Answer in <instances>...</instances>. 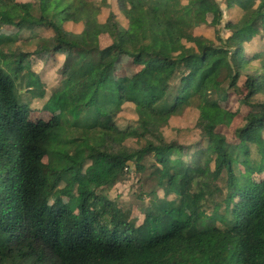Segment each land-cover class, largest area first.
Returning <instances> with one entry per match:
<instances>
[{
  "label": "trees",
  "instance_id": "1",
  "mask_svg": "<svg viewBox=\"0 0 264 264\" xmlns=\"http://www.w3.org/2000/svg\"><path fill=\"white\" fill-rule=\"evenodd\" d=\"M2 26L0 264H264V0H0ZM122 57L145 62L116 78ZM191 110L185 144L170 124Z\"/></svg>",
  "mask_w": 264,
  "mask_h": 264
},
{
  "label": "rangeland",
  "instance_id": "2",
  "mask_svg": "<svg viewBox=\"0 0 264 264\" xmlns=\"http://www.w3.org/2000/svg\"><path fill=\"white\" fill-rule=\"evenodd\" d=\"M19 2H35L36 0H18ZM222 0H220L221 3ZM225 14V20L228 18V15H226L227 13L224 11ZM224 24V23H223ZM65 30L68 33H74V34H80L82 32V25H73V24H66L64 26ZM200 31H196L197 35H212L213 31L211 29L208 28H202L199 29ZM17 32L16 28H12L9 26H5V27H1L0 28V35H14ZM225 36H230V32H227L224 34ZM110 42V38L107 35L102 36L101 38V45L104 47L106 45H108ZM257 44V42L255 43H251L249 47L253 48L255 47ZM196 47H198V49L201 48L202 46V41L197 40L196 41ZM145 62V60H134L128 57H122L119 62L118 65L116 66V69L114 71V76L116 78H120V77H132L134 76L136 73L139 72V70L142 68L143 63ZM35 69H38V67H35ZM44 69V73H43V80L44 83H46V85H48L49 90H51L54 87V80H55V76L56 74H58V66H53L51 67L50 65H46L43 67ZM245 77H241L239 79L238 82V92H232V94L230 95L229 98V104L228 107L233 111V113H235V119L234 122L231 126L230 129H224L223 131L225 132V134L227 135L228 139L230 141H232L234 139V131L236 129V127L241 124V121L243 120V118L246 117V115L248 114V109L244 106L241 105V100L243 99L244 95H246V88H245ZM256 100H264V94H258L255 96ZM34 109L32 110L31 114H30V120L33 122H50L51 119L53 117H55L56 115H58V110L54 107H49L47 109H44L43 107V103L40 102L39 104H34L33 105ZM186 116L184 117H176L175 119H173L171 121V127H176L179 129L180 131V142H183L185 144H191L193 141H197L199 139V131L195 130L194 128V122H195V117L197 115L196 112L194 111H187V113L185 114ZM124 117L125 118H132L133 117V112L131 109H126L125 113H124ZM170 131L172 133V135H174V132L171 128H168V130L166 131V134L168 136H170ZM184 133V134H181ZM47 160L44 159V162H46ZM130 182H132V180L129 178ZM254 181H256V183H261L264 181V174H260L257 176H254ZM119 187H122L123 185L118 184ZM123 189V188H120ZM63 202H66V198L62 199ZM126 205L133 206L130 202H126ZM135 211V216L134 221L138 224L142 223L143 221V216L141 214L138 213V210L136 208H133ZM189 214L187 212H179V211H175L173 212L166 220H165V224L169 227L170 225H176L178 227H180L182 229V231L188 235H194L196 232V229L194 228H190L189 226ZM147 230H143L142 231V235L144 236V238L147 235Z\"/></svg>",
  "mask_w": 264,
  "mask_h": 264
}]
</instances>
